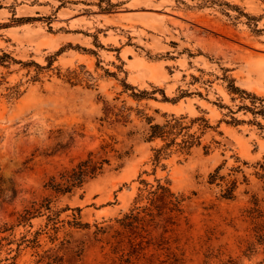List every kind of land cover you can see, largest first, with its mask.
<instances>
[{
  "label": "rangeland",
  "instance_id": "obj_1",
  "mask_svg": "<svg viewBox=\"0 0 264 264\" xmlns=\"http://www.w3.org/2000/svg\"><path fill=\"white\" fill-rule=\"evenodd\" d=\"M0 264H264V0H0Z\"/></svg>",
  "mask_w": 264,
  "mask_h": 264
},
{
  "label": "trees",
  "instance_id": "obj_2",
  "mask_svg": "<svg viewBox=\"0 0 264 264\" xmlns=\"http://www.w3.org/2000/svg\"><path fill=\"white\" fill-rule=\"evenodd\" d=\"M181 118L172 117V120L167 122L164 125H151L149 126L147 133V141H153L154 139H161L162 141H168L165 143L163 147L155 150L154 161L158 163L162 158L163 154H165V150L169 148L171 145H178L180 149L187 150L191 148L193 145L198 144L197 138L193 136V134H185L188 138L184 139L181 143H176L175 138L181 134L182 130L185 127L181 126ZM207 127V126H206ZM173 136V138H171ZM184 136V134H183ZM171 138V139H170ZM101 167H97L95 163H93L91 159V154L88 155L86 160L79 162V164L73 168L69 173L65 174V182L69 185L66 186L68 189L72 187H79L83 183H85L88 179H92L96 174L100 173ZM60 191V189H59ZM168 189L163 187L162 185H157V187L153 190L148 191V195L157 197L159 193H167Z\"/></svg>",
  "mask_w": 264,
  "mask_h": 264
}]
</instances>
